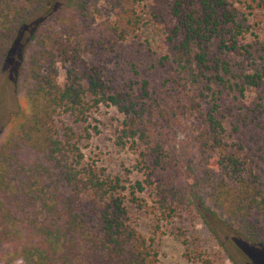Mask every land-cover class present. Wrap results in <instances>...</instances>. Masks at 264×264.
<instances>
[{"label": "trees", "instance_id": "trees-1", "mask_svg": "<svg viewBox=\"0 0 264 264\" xmlns=\"http://www.w3.org/2000/svg\"><path fill=\"white\" fill-rule=\"evenodd\" d=\"M139 2L0 0V75L18 32L38 15L17 45V105L0 132V264H160L161 229L192 207L215 239L212 220L264 246V175L222 136L223 100H243L264 85V67L227 60L248 57L245 13L233 0H171L175 25L159 59L171 74L167 95L160 100L142 79L127 98L111 93L84 56L138 31ZM102 105L124 116L115 143L135 154V182L84 159L78 143ZM164 126L180 129L173 149L162 140ZM145 191L153 201L149 238L128 220L129 205L147 206Z\"/></svg>", "mask_w": 264, "mask_h": 264}, {"label": "rangeland", "instance_id": "rangeland-1", "mask_svg": "<svg viewBox=\"0 0 264 264\" xmlns=\"http://www.w3.org/2000/svg\"><path fill=\"white\" fill-rule=\"evenodd\" d=\"M170 2L171 0H140L142 26L139 30L130 32L124 41L114 46L98 48L84 56L87 65L100 71L111 93L122 92L129 97L136 96L132 89L139 88L138 82L147 79L151 84L150 90L160 92V100L167 95L163 83L171 74L169 68L160 66L159 59L167 53L166 31L175 25V20L169 15ZM246 2L253 7L251 10L246 7ZM233 8L245 13L247 18L249 34L244 44L248 45L249 54L245 60L242 56L236 55L229 56L227 60L245 66L248 64L250 68L264 67V7H257L250 0H233ZM36 19L38 15H33L21 32H18L16 43L14 42L2 65L0 132L9 116L16 110L18 46L24 43L31 32V24ZM201 102L203 107L205 101ZM222 104L224 141L228 145L234 144L235 148H240V153L243 152L248 159L255 162L259 170L258 175L263 176L264 85L246 93L243 100H235L230 94ZM123 118L115 106H100L90 118L89 136L84 134L82 136L84 138L79 140L78 144L84 159L94 164L98 170H102L105 175L118 176L125 182H135L140 179V175L133 170L135 154L115 143ZM192 119L194 118L188 121V126H191ZM157 124H161L160 120ZM163 131L162 140L167 142L171 149L182 140L178 126L170 131L164 126ZM140 196L147 206L138 209L129 205L128 220L142 236L149 238L154 217L152 195L145 191ZM211 222L217 229L218 239L213 237L193 207L179 212L178 216L161 229L163 233L156 242L160 264H203L207 258L214 260V264L221 262L231 264L225 259L227 258L225 253L239 264H264L263 245L243 241L232 232L223 231L218 222L213 220ZM218 256L223 259L219 260Z\"/></svg>", "mask_w": 264, "mask_h": 264}]
</instances>
